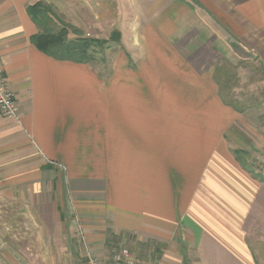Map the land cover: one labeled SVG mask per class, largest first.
<instances>
[{"label":"crops","instance_id":"1","mask_svg":"<svg viewBox=\"0 0 264 264\" xmlns=\"http://www.w3.org/2000/svg\"><path fill=\"white\" fill-rule=\"evenodd\" d=\"M41 1L0 0L20 108L0 113V264L116 248L148 264H264V175L246 162L264 164V105L231 102L225 67L264 76V0H114L129 51L109 69L38 51L27 7Z\"/></svg>","mask_w":264,"mask_h":264},{"label":"rangeland","instance_id":"2","mask_svg":"<svg viewBox=\"0 0 264 264\" xmlns=\"http://www.w3.org/2000/svg\"><path fill=\"white\" fill-rule=\"evenodd\" d=\"M41 2L52 10L50 27L53 30L57 32L67 27L70 40L89 38L99 42L92 46L93 61L89 63L102 69H109L117 55H125L129 51L114 35L116 33L114 0H42ZM225 67L228 72L227 80L232 87L228 88L231 102L241 101L247 106L264 105V76L258 67L250 62L243 63L242 60L229 61ZM260 151L257 152L262 154ZM260 156L262 155L246 158V162L259 175H264V164L261 163Z\"/></svg>","mask_w":264,"mask_h":264},{"label":"trees","instance_id":"3","mask_svg":"<svg viewBox=\"0 0 264 264\" xmlns=\"http://www.w3.org/2000/svg\"><path fill=\"white\" fill-rule=\"evenodd\" d=\"M27 13L38 29L37 34L31 39L38 51L58 61L79 64L93 61L92 46L99 42L89 38L70 40L67 27H63L57 32L53 30L50 27L52 10L42 2L28 6ZM114 35L119 41L120 33L116 32Z\"/></svg>","mask_w":264,"mask_h":264},{"label":"built area","instance_id":"4","mask_svg":"<svg viewBox=\"0 0 264 264\" xmlns=\"http://www.w3.org/2000/svg\"><path fill=\"white\" fill-rule=\"evenodd\" d=\"M0 113L12 119H18L20 108L16 102V97L12 91L6 70L0 56ZM87 264H148L136 257L127 248H116L111 251L107 260H101L88 254Z\"/></svg>","mask_w":264,"mask_h":264}]
</instances>
